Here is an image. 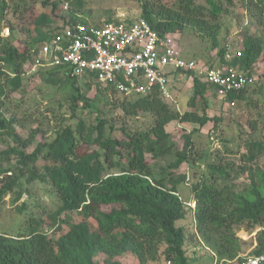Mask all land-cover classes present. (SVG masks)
I'll list each match as a JSON object with an SVG mask.
<instances>
[{"label":"trees","instance_id":"16d2710c","mask_svg":"<svg viewBox=\"0 0 264 264\" xmlns=\"http://www.w3.org/2000/svg\"><path fill=\"white\" fill-rule=\"evenodd\" d=\"M14 1L0 0V19ZM136 1L142 5L141 18L160 36L191 29L202 40L211 41L213 49L220 47L219 67L241 72L248 79L245 89L229 93L224 101L232 106L247 100L254 72L264 64V0L241 1L240 9L249 15L255 33L246 30L239 52L230 61L220 36L234 0ZM84 4V0H43L42 6L51 8L50 14L42 12L34 19L35 37L22 48L11 38L0 36V205L7 197L11 205H17L23 196L33 197L35 185H42L53 206L46 213L48 221L31 215L26 201L18 207L21 215H30L26 231L0 234V264H123L119 257L125 254L135 256L139 264L159 262L162 257L169 264H191L186 231L179 225L188 214L179 188L189 180L197 235L217 263L243 261L247 242L239 237L241 231L255 234V246L247 256H263L264 166L260 161L264 138L246 144L243 164L237 165L233 159L225 162L223 156L210 160L207 153L200 157L203 170L192 168L190 179L179 174L183 165L197 160L193 135L198 130L185 134L180 148L167 127L179 122L202 128L218 121L209 116L206 98L208 91L216 93L198 74H167L168 79L193 81L194 95L187 103L190 110L181 112L158 86L146 95L126 96L113 87L101 86L94 75L81 79L59 66L39 73V77L51 86L69 81L66 107L70 117L51 138L44 136L40 127L30 128L38 119L30 118L24 110L31 87L23 77L35 67L42 47L56 33L73 22L89 24L78 15ZM30 5L19 0L14 14L28 13ZM66 5L73 12L60 15ZM57 19L62 26L47 31ZM110 23L117 21L108 19L104 24ZM8 27L13 35L14 27ZM80 81L87 90L95 88L99 94L96 101L107 99L109 119L86 122L82 113L94 100L83 94ZM198 101L201 113L196 110ZM145 114L151 119L146 131L128 129L130 119ZM250 125L258 128L255 121ZM18 127L28 133H20ZM38 137L41 141L34 147ZM160 161L167 162L161 167L151 165ZM64 227L67 230L54 238Z\"/></svg>","mask_w":264,"mask_h":264},{"label":"rangeland","instance_id":"374dc122","mask_svg":"<svg viewBox=\"0 0 264 264\" xmlns=\"http://www.w3.org/2000/svg\"><path fill=\"white\" fill-rule=\"evenodd\" d=\"M169 1V0H164ZM242 0H234V8L232 12L224 17V28L222 30L220 41L221 47L227 48L226 60L233 59L235 54L240 50V43L244 39L246 30L255 33V28L251 25V19L246 12L240 9ZM19 2L15 0L10 3V7L5 12V17L0 19V36L3 39H10L11 42L22 48L26 42L32 41L35 37L34 26L32 22L44 12L50 14L51 8L42 6L43 0H26L30 5L29 12L23 15L14 14V6ZM84 7L78 15L81 19L89 22V24H104L106 20L111 19L114 22L120 21H137L142 15V5L136 0H84ZM73 12L67 5L61 10L60 15ZM14 27V33L11 35L9 25ZM61 20H56L51 28H46L47 31L56 30L62 26ZM174 42V46L181 53V57L188 61H197L200 64L215 68H220L219 52L220 47L213 49L211 41L202 40L197 33L191 29H186L182 33L170 35ZM43 49V47H42ZM52 67L37 66L28 71L23 79L27 83V87H31L30 93L25 97V112L30 118H37L36 123L30 124V128L40 127L44 136L53 137L55 132L66 124L70 114L67 112V98L71 91L69 81H65L62 85L51 86L46 84L39 77V73H46ZM83 79V78H81ZM79 85L82 92L91 100H94L92 107L83 111L82 116L86 122L96 124L99 118L110 117L109 108L105 106L107 99L96 101L99 94L93 87L87 90L84 86V81H80ZM250 89L246 95L247 100L235 105H228L224 98L218 97L212 90L207 92L206 98L208 101V114L211 118H216L218 121H211L206 126L200 128L196 124H182L173 122L167 130L171 134L172 139L177 142L180 148L183 144V136L190 134L197 129L198 132L193 135L195 141L196 159L193 158L194 164H185L179 170V174H187L188 179L191 177L192 168L203 170L204 164L200 161V157L204 154L210 156L213 160L216 156H223L225 162L233 159L238 164H243L241 156L248 152L247 143L249 141L261 140L264 138V64H259L254 72V76L250 83ZM168 90L170 91L172 100L166 99L170 102L173 108L184 112L190 110L187 103L194 95L193 81L186 78H172L169 79ZM63 106V107H61ZM196 110L201 113V102H197ZM120 112V111H117ZM104 113V114H102ZM105 113L107 115H105ZM64 116V117H63ZM61 117L63 119L61 120ZM255 121L258 128L255 130L251 127L250 122ZM151 123L148 114L139 115L136 118L130 119L127 127L131 131L139 130L146 131ZM119 126V125H118ZM18 130L22 134H27V129ZM41 141L38 137L34 147ZM32 147L29 151H32ZM233 152L234 154H230ZM167 162V161H166ZM166 162H152V166L161 167ZM264 166V158L260 161ZM9 166V165H6ZM0 173V177H1ZM44 186L35 185L32 188L33 197L23 196V199L17 205H11L10 197L6 198V202L0 205V234L7 233L10 235H18L20 232L26 231L27 221L30 218L29 213L21 215L18 212V207L26 201L29 203L31 215L42 218L48 221L46 213L53 210L51 199L44 192ZM180 197L188 207L187 218L180 222L186 231L187 243L186 251L188 257L191 259V264H215V259L212 252L204 247L201 239L196 232V223L194 219V210L196 207L193 201V194L191 190V182L181 185L179 188ZM58 233L54 238H58L62 233ZM239 237L247 242L246 253L247 256L252 248L255 246L253 235H249L244 231L239 232ZM98 260L103 261L101 258ZM123 264H139L138 259L130 254H125L119 257ZM148 264H169L162 257L159 262H149Z\"/></svg>","mask_w":264,"mask_h":264},{"label":"built area","instance_id":"2783aa9c","mask_svg":"<svg viewBox=\"0 0 264 264\" xmlns=\"http://www.w3.org/2000/svg\"><path fill=\"white\" fill-rule=\"evenodd\" d=\"M37 66H61L80 78L94 75L101 86L113 87L126 96L146 95L158 86L170 100L167 74L173 71L198 74L224 99L248 85L247 77L236 70L184 60L170 35L160 36L142 18L102 26L73 22L43 46ZM242 259L237 264H261L264 255Z\"/></svg>","mask_w":264,"mask_h":264}]
</instances>
